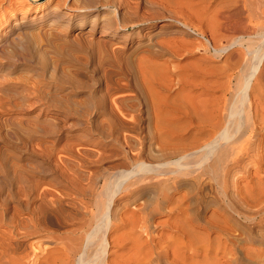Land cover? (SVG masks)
<instances>
[{"label": "bare ground", "instance_id": "6f19581e", "mask_svg": "<svg viewBox=\"0 0 264 264\" xmlns=\"http://www.w3.org/2000/svg\"><path fill=\"white\" fill-rule=\"evenodd\" d=\"M168 2L209 25L210 37L191 20H177L175 30L201 36L217 56L230 51L227 66L207 63L177 79L187 116L182 123L155 109L153 126L146 120L137 128L133 115L124 124L114 114L111 135L133 153L86 185L82 173L69 169H4L0 264H264V229L245 225L264 213V0ZM232 16L246 23L233 28L229 46H217V36L232 31ZM139 71L135 85L150 119L153 87L147 70ZM48 172L61 186L57 196L41 191ZM8 178L13 196L27 199L25 209L10 213L1 195ZM27 239L37 250L25 252Z\"/></svg>", "mask_w": 264, "mask_h": 264}, {"label": "rangeland", "instance_id": "374dc122", "mask_svg": "<svg viewBox=\"0 0 264 264\" xmlns=\"http://www.w3.org/2000/svg\"><path fill=\"white\" fill-rule=\"evenodd\" d=\"M0 17V180L3 170L14 166L73 170L82 173L84 185L89 177L112 172L133 153L111 135L114 114L124 124L133 115L137 128L147 126L146 120L153 126L155 109L186 121L177 79L207 63L225 68L230 52L217 56L201 36L176 31L177 20H191L210 37L206 22L187 19L168 0H0ZM232 18V31L218 35L217 46H229L236 38L233 28L246 23ZM140 67L154 92L147 104L150 119L135 85ZM126 134L139 144L137 135ZM42 180L48 181L41 189L48 197L60 194L49 172ZM14 190L11 179L3 181L1 195L10 213L14 206L27 207V199L15 198ZM263 214L262 220L245 223L249 230L264 229ZM30 241L25 252L37 250Z\"/></svg>", "mask_w": 264, "mask_h": 264}]
</instances>
